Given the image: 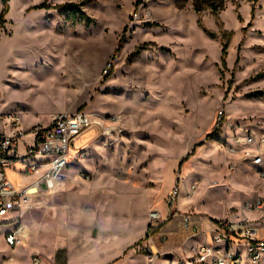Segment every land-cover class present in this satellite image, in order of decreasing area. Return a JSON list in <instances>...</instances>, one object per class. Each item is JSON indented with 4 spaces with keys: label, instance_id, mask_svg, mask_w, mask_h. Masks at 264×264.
<instances>
[{
    "label": "rangeland",
    "instance_id": "obj_1",
    "mask_svg": "<svg viewBox=\"0 0 264 264\" xmlns=\"http://www.w3.org/2000/svg\"><path fill=\"white\" fill-rule=\"evenodd\" d=\"M54 1L10 0L5 22L0 26V113L17 112L23 123L29 124L36 116L34 109L44 95L62 92L63 85L68 84L65 71L41 58L47 51L41 47L36 32L38 24L41 26L39 16ZM97 1L103 8L95 7L97 11L90 14L93 22L88 27L79 16L63 10V3L56 5L63 22L59 30H65L67 20L71 30L83 28L88 40L109 47L108 54L103 55L100 83L87 89L86 103L73 110L92 113L104 126L113 125L111 116L122 119L119 137L99 135L93 141V160L100 159L108 167L117 161L129 162V172L149 188V200L144 199L143 206L141 203L128 207L119 202L113 188L108 201L113 212L106 210L94 216L108 235L89 242L78 239L84 218L74 207L71 208L76 215L68 211L70 200L66 197L76 186L69 182L59 189L42 191L14 215L26 229L20 246L9 248L4 243L3 234L11 224L0 228V264H31L33 255L42 258L41 264H150L141 254L124 257L126 251L110 259L132 238L114 230L119 224H127L131 209H137L132 225L141 222L146 206L153 204V209L160 210V193L167 188L172 174L169 190L178 182L181 196L195 203L193 209L201 215L206 212L227 217L240 207L238 202L264 198V178L258 177L255 169L239 164L236 171L227 170V165L238 159L228 152L235 128H242V134L264 138V96L256 94L264 92V0H257L254 5L249 0H222L217 16L209 8L196 14L190 0ZM160 1H171L180 10L179 21L176 17V21L153 27L152 3ZM82 3L90 8L95 2ZM41 4L46 8L32 9ZM2 9L0 0V14ZM145 9L151 13L149 20L133 18L136 11L140 15ZM127 13L125 32L119 27L113 33L109 21H120ZM47 20L45 25L49 24ZM153 34L175 45L162 48L157 42H147L146 38ZM225 42L227 56L222 66L220 57ZM93 131L77 138L75 146L79 148L82 140L93 137L97 132ZM23 151L19 145L18 153ZM24 167L17 163L14 170L7 171L17 187L30 185L44 171L38 170L36 176L27 178L19 172ZM193 185L195 190L191 192ZM81 201L82 206L87 204L84 199ZM95 201L100 203L102 199ZM9 218L12 217L5 220Z\"/></svg>",
    "mask_w": 264,
    "mask_h": 264
},
{
    "label": "built area",
    "instance_id": "obj_2",
    "mask_svg": "<svg viewBox=\"0 0 264 264\" xmlns=\"http://www.w3.org/2000/svg\"><path fill=\"white\" fill-rule=\"evenodd\" d=\"M133 18L149 20L151 13L145 9L139 15L136 11ZM218 115L220 121L222 112ZM121 120L111 116L113 125L104 126L92 113L74 111L56 115L46 126L25 128L19 113H0V228L11 224L3 234L7 247L20 246L26 237L25 226L14 215L29 205L33 195L52 190L67 168L85 157L83 149L75 146L76 139L93 130L116 139L122 130L118 127ZM235 129L228 152L238 159L229 163L227 170L234 172L239 164L248 163L258 177L264 178V138ZM19 145L24 149L22 153H18ZM17 163L25 165L19 172L27 178L36 176L38 170L44 171L30 185L17 187L7 175ZM194 190L193 185L190 191ZM180 196L181 186L176 182L162 199V208L148 212L145 235L133 247L134 254L143 255L150 264H264V198L245 200L229 216L212 219L181 212ZM7 217L12 218L6 221ZM175 218L179 219L181 236L169 249V236L163 227ZM41 261L39 255L30 257L31 264Z\"/></svg>",
    "mask_w": 264,
    "mask_h": 264
},
{
    "label": "crops",
    "instance_id": "obj_3",
    "mask_svg": "<svg viewBox=\"0 0 264 264\" xmlns=\"http://www.w3.org/2000/svg\"><path fill=\"white\" fill-rule=\"evenodd\" d=\"M83 1L85 0H55L53 4H49V7L47 5L49 8L48 11L43 12L42 15L39 16L40 18L38 23L41 24L42 28L38 24L39 30L36 32L39 34L38 37L41 41V47L45 46L47 51L46 54H41V58H45L46 64H57L60 71H65L66 75H64V79L65 82H68V84L63 85V89L65 90L62 92L58 91L49 95L46 94L40 99V103L36 106L38 112L34 109L36 116L31 118L29 124L26 122L23 123L25 128H29L36 124L46 126L56 115L64 112H74L75 110H73V108H75L78 104L86 103L85 97L87 89H91L100 83V74L104 65L103 57L108 54L109 47L103 43H94V41L88 40L83 28L71 30L67 20H65L66 25L63 28L65 30H59V28L63 26L61 25L63 22L59 17L60 9H52L56 7L57 4L74 3L79 5L81 11L85 13L87 17L92 18L90 14L97 11L95 7L97 6L98 9L102 7L101 4H97V0H92L95 3H92L91 5L88 3L90 8L86 7L82 3ZM87 1L90 2L91 0ZM152 5H154L152 22L155 24L153 27L168 24L172 19L176 21V17L177 21H179L180 10L171 1H160L155 4L152 3ZM122 16L123 17L120 21L116 19H111L109 21L113 33L119 27L124 28L127 25L126 19L128 17V13L126 15L123 14ZM46 20L49 22L47 25L43 23ZM177 25L178 24H176V26ZM136 29L140 28L136 27ZM40 30H46V33H41ZM148 30L150 29L148 28ZM155 35L156 34H153L152 37L146 38V41L151 43L157 42V44L162 48L175 45L171 42V40H161L159 36ZM109 39L111 38L109 37ZM89 57L91 58L89 59ZM97 136L99 135L95 132L93 137L88 140H82L83 142L80 145V148L84 151V159L77 164H71L60 179V181L63 180V182L60 183V181H58L53 188L59 189L69 182L76 186L77 189L68 194L66 197L70 200L68 211L73 212L72 214L76 215L75 211L71 208L74 207V209L78 210V215L84 218L82 224L79 226L78 232L80 237H78V239L89 242L102 235H104L103 238H106L108 235V232H105L106 229H101V227L97 224V220L94 219V216H100V214L106 210H110L111 213L113 212L114 208L111 206L109 208L108 205V201L111 198L109 194L113 188L115 189V193L117 194L116 197L119 202L127 205L128 207L136 206L141 203L143 206L144 199L149 200L150 197L149 188L144 187L141 182L136 180V175H132V173L129 172V162L117 161L113 163L112 167H108L106 163L102 162L100 159L93 160L95 155L91 152L94 148L93 141L97 138ZM241 164L245 165L248 163ZM248 165L251 167L250 164ZM72 167H74V169ZM109 168H113V170L110 171ZM251 168L255 169L254 167ZM172 176L173 174L170 177L171 180L169 181L167 188L163 189L160 193L161 203L163 197L166 192H168L170 185L173 182ZM186 189L188 190V186ZM100 198L102 199L100 203L95 201ZM83 199L87 202V204H83L82 206L80 202H82L81 200ZM238 203L239 205L241 204V202ZM153 206L154 205L152 204L143 208L144 211L142 214V220L137 225H132L133 217L136 215L137 209H131L132 214H130L129 218H127V224H119L115 227V233L122 236L126 235L128 239L130 236L132 238L128 244L122 245L118 251H115L114 256L110 257V259L118 256L123 251H126L124 257H126V254H129L130 256L134 254L131 248L128 249V247L138 243L137 241L144 236L147 224V215L148 212L153 209ZM194 206L195 203H191V201L186 200L185 197L180 196L178 208L181 212L190 211L198 213V210L193 209ZM117 211H119V209ZM204 213L205 215L203 214V216H206L207 213ZM206 217L212 219L223 218L211 214H207ZM163 231L169 236L170 243L168 248L170 249L181 236L179 219L175 218L165 224ZM108 253H110V251Z\"/></svg>",
    "mask_w": 264,
    "mask_h": 264
},
{
    "label": "trees",
    "instance_id": "obj_4",
    "mask_svg": "<svg viewBox=\"0 0 264 264\" xmlns=\"http://www.w3.org/2000/svg\"><path fill=\"white\" fill-rule=\"evenodd\" d=\"M10 0H2V11L0 14V26L5 22L4 21V15L6 14L8 10V3ZM192 2V8L196 14H199L202 10L209 8L214 16H217L221 7L222 0H190ZM252 2L254 5L257 0H249ZM82 5V3H81ZM46 8L45 4H41L38 7H33L32 9H44ZM57 7H54L56 9ZM63 8L65 11L68 13H73V16H79V19L84 20V25L85 27H88L93 20L89 17L86 16L85 13H83L79 7V5H76L74 3H66L63 5ZM254 6L251 7V19L254 18ZM126 27H124L123 32H125ZM226 56H227V43L222 44V49H221V57H220V62L222 66H225L226 62ZM259 96H264V92H257L256 93ZM201 144V143H200ZM198 144V145H200ZM192 154V153H191Z\"/></svg>",
    "mask_w": 264,
    "mask_h": 264
},
{
    "label": "bare ground",
    "instance_id": "obj_5",
    "mask_svg": "<svg viewBox=\"0 0 264 264\" xmlns=\"http://www.w3.org/2000/svg\"><path fill=\"white\" fill-rule=\"evenodd\" d=\"M30 193H35V191L34 190H31V192Z\"/></svg>",
    "mask_w": 264,
    "mask_h": 264
},
{
    "label": "water",
    "instance_id": "obj_6",
    "mask_svg": "<svg viewBox=\"0 0 264 264\" xmlns=\"http://www.w3.org/2000/svg\"><path fill=\"white\" fill-rule=\"evenodd\" d=\"M43 188H45V185H42Z\"/></svg>",
    "mask_w": 264,
    "mask_h": 264
}]
</instances>
